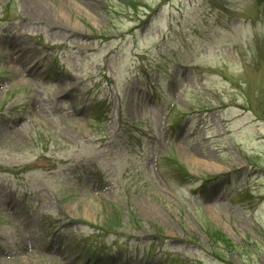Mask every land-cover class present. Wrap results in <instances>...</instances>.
Listing matches in <instances>:
<instances>
[{
    "label": "rangeland",
    "instance_id": "1",
    "mask_svg": "<svg viewBox=\"0 0 264 264\" xmlns=\"http://www.w3.org/2000/svg\"><path fill=\"white\" fill-rule=\"evenodd\" d=\"M157 261L264 264V4L0 0V264Z\"/></svg>",
    "mask_w": 264,
    "mask_h": 264
},
{
    "label": "trees",
    "instance_id": "2",
    "mask_svg": "<svg viewBox=\"0 0 264 264\" xmlns=\"http://www.w3.org/2000/svg\"><path fill=\"white\" fill-rule=\"evenodd\" d=\"M210 237L213 239V240H215V238H216V236H214V235H210ZM218 241V240H217ZM225 248H227V249H230V250H232V249H234V250H236V248H235V246L232 244H230V246L229 245H227L226 243H225Z\"/></svg>",
    "mask_w": 264,
    "mask_h": 264
}]
</instances>
